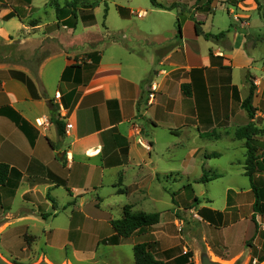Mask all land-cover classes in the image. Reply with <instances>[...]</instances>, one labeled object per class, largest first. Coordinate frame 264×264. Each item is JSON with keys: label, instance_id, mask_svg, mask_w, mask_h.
I'll return each mask as SVG.
<instances>
[{"label": "crops", "instance_id": "obj_1", "mask_svg": "<svg viewBox=\"0 0 264 264\" xmlns=\"http://www.w3.org/2000/svg\"><path fill=\"white\" fill-rule=\"evenodd\" d=\"M173 1L159 2L168 6ZM7 2L0 0V42H14L36 54L25 62L0 58V162L17 172L0 186V194H6L0 199V236L27 220L54 224L59 208L70 209L67 225L45 232L46 243L74 245L77 253L83 250L77 245L89 240L87 257L93 260L100 242L115 233L111 220L122 217L127 205L133 212L160 213L157 224L130 237L133 246L153 242L156 247L169 234L166 214L183 210L199 219L197 233H202L211 261L264 263L259 260L264 257V221L259 226L240 215L236 198L229 195L245 188L254 196L251 182L228 187L223 209L179 204L176 191L170 202L162 199L164 192H171L163 180L184 178L191 161L209 169V177H223L225 170L208 164L225 154L217 143L225 137L238 140L236 132L252 124L249 120L264 125V23L254 32L244 31L251 25L248 12L257 3L240 0L232 5L239 12H234L236 24L226 29L210 16L219 6L233 13L228 0H214L209 13L192 8L180 16L152 4L149 11L139 9L146 11L140 19L152 16L150 23L133 27L129 22L136 12L115 3L125 23L111 28L114 32L105 25L104 32L94 22L75 27L65 19L29 22L33 0ZM15 7H24V12ZM10 14L20 25H9L15 17L8 18ZM192 15L202 22L204 33L225 34L209 39L197 34ZM158 18L162 23L152 21ZM171 19H177L174 25ZM154 83L158 89L150 102ZM250 84L255 86L254 118L242 105ZM39 119L45 122L40 125ZM56 119L63 123L61 132ZM239 141L243 145L246 139ZM174 160L179 167L172 165ZM236 160L242 159L234 158L232 164ZM203 174L187 179L203 182ZM63 188L68 196L59 192ZM16 198L19 208L13 210ZM205 201L212 202L209 197ZM205 208L222 215L203 216Z\"/></svg>", "mask_w": 264, "mask_h": 264}, {"label": "rangeland", "instance_id": "obj_2", "mask_svg": "<svg viewBox=\"0 0 264 264\" xmlns=\"http://www.w3.org/2000/svg\"><path fill=\"white\" fill-rule=\"evenodd\" d=\"M159 1L166 2V0ZM260 1L262 4V10L260 11V9L255 8L248 12L251 16L249 20L251 25L247 26L244 31L254 32L256 30V25H260L261 22L264 23V0ZM184 2L187 6L186 9L190 10L194 8V6H196L195 0H184ZM228 2L231 4V6H227L229 7V9L233 10V13L229 14L226 8H222L219 6L216 14L210 16V18H214L215 25L217 27H222V29H226L230 26L231 23L236 24V21H234V16L235 13L239 12L237 11L235 6H232L233 3L236 2L235 0H228ZM14 3L15 2H11V0H8L6 4L7 6H9L10 4L14 5ZM22 3L25 5H31V2L25 3L23 1ZM32 3L33 10L27 11L31 15L28 19L29 22L43 19L44 22L50 23L53 20H57L56 11L51 6L50 0H33ZM115 3L121 5L129 11L133 10L135 12H137L139 9L148 10L152 5L150 0H99V4L97 5L98 8L78 10L77 24L82 23L84 25L86 23L88 24V22H94L104 32L105 25L110 29L122 27L125 21L121 20V17L119 16L118 11L121 7H118V5H116ZM15 8L20 9L21 7ZM17 11H19L20 13L24 12V7ZM136 14L131 15L132 20L129 22V27H133L134 25L140 23L143 25L150 23L152 16L148 18L150 16L149 15L147 17L148 19H140ZM176 20L177 19H174L173 21V19H171L173 25L176 23ZM152 21H155L154 23L158 24L162 23L161 18ZM12 23H16L17 26L20 25V21L17 16H15L14 19L10 21L9 25L12 26ZM208 28H210V26H207V29ZM211 29H213V32H216L215 29L217 28ZM111 31L114 32V30L112 29ZM260 33L264 34V29L261 30ZM34 52L35 50L32 49L19 48V45L14 42L10 43V45H5L4 42H0V58L6 57L8 61L23 60L25 62L27 58L33 56ZM258 52L261 53L260 50ZM249 122L252 123V128L248 131L251 139L250 142L258 147L257 153L259 155L264 154V125H257V122L252 120H249ZM253 132L254 134L252 135ZM239 140L241 139L239 138L238 140H236V137L235 139H232L231 137H225L222 141H219L216 148L221 149V151H224L225 154L222 155V157L214 158L210 162H208V164L211 166L225 170V174L223 177L210 180V182L208 183L189 181V179H187L188 177H190L191 180L200 177L202 173H204L203 169L205 168L204 166L202 167L201 162L191 161L190 167L187 171L184 172V178L179 176L170 178V180L168 181L163 180L164 186H167V189L171 192H164V194H162V199L164 201L170 202V198L173 196L172 193L176 191L177 193L175 198L176 202H178L179 204L187 202L188 204L195 203V208H198L199 205L203 204L205 206H210L216 209H223L227 205L226 189L228 187L237 188L238 185L241 186L250 184L249 178L245 176V162L247 158L246 142H244V144L242 145V141ZM177 152L179 153L181 151ZM243 156L244 158H242ZM234 158L242 160H236L237 162H235V164H232ZM172 162V165H174V167H179V161L174 160ZM242 167L245 170V175L242 173ZM205 171L208 174L209 169L205 168ZM212 173L214 174V172ZM188 181L191 183V186L185 187L187 186V184H189ZM255 182L258 186H264V164H261L259 166V169L255 174ZM244 190L245 188L242 189L241 193H230L229 195L233 198H236V201L238 202L237 204H239V207L237 205V209L234 208L235 211H239L240 215L246 216V218H250L252 220L251 202H253L254 196L253 194H250V192H246ZM59 192L62 194V196H68L67 191L64 188ZM11 194L13 195V193ZM4 195L6 194L1 193L0 199ZM196 197L199 198V201L194 200ZM208 197L212 200V202L205 201V199ZM12 205L13 210L19 208L18 198L14 200V204ZM164 206V204H159L158 207ZM229 210H233V207H230ZM57 212L59 213V215L55 219L54 224H52V221L46 222L43 220H40V223H34L33 221L27 220L24 222L12 224L0 236V255L5 260L14 264H37L41 262H47L50 264H135L132 244L135 239L132 238L126 239L124 243L120 245H112L100 242L97 249V256L93 260L87 257L89 255V253H87V250L92 247L89 240L81 241V244L77 245V249L80 250L79 247L83 248V250L77 251V253L74 245L73 247L71 245H66V247L64 248L47 245L45 240V232L49 231L56 225L64 227L68 222L67 214H69L70 209H67L65 211L62 208H59ZM116 217L120 218V216ZM234 217L235 215L230 216V219L232 220ZM52 218L54 219V217ZM176 219L179 220V223L175 221ZM255 219L257 223H259V226L264 221V217L261 218L260 215H256ZM166 220L168 222L167 228L169 234L166 235L164 239L159 238V243L155 247L156 255L159 258H167L169 259L171 264H176L174 258H176L182 252L191 251L193 254L192 259L194 260L195 264H205V262L210 260L208 257L207 244L205 243L203 235L201 232L197 233L198 230L196 222L199 219L193 217V215L188 216L187 211L179 210L177 212H168L166 214ZM12 221H14V219ZM77 242H79V240H77ZM215 248L217 251H219L218 249H220V246L217 244L215 245Z\"/></svg>", "mask_w": 264, "mask_h": 264}, {"label": "trees", "instance_id": "obj_3", "mask_svg": "<svg viewBox=\"0 0 264 264\" xmlns=\"http://www.w3.org/2000/svg\"><path fill=\"white\" fill-rule=\"evenodd\" d=\"M151 3L158 8L169 9V10H176L179 16L186 11H191L186 9V4L184 0H174L170 5H165L160 3L158 0H150ZM236 2L233 5H237L239 0H235ZM258 8H262V4L260 0H254ZM51 6L55 9L57 19L59 21L64 20L67 21V24L70 27H75L77 24V16L79 9H92L95 8L99 4V0H50ZM214 0H195L196 6H194V10L199 12L209 13L212 11V5ZM121 9V8H120ZM15 16L14 14H10L7 16L11 18ZM91 16V15H90ZM192 18L195 21V28L197 34H204V36L209 39L211 37L220 38L222 37L225 32H220L219 34H211V33H204L202 29V22L198 21L194 15ZM25 81L31 85V82L27 78H23ZM255 92V86L250 84V92L249 95L244 99L242 102L243 107L247 110L249 116L251 118L255 117L257 108L253 106V97ZM15 121L22 126L21 121L19 118L15 117ZM58 127L59 132L62 131L63 123L62 121L56 119L55 120ZM252 124L249 126L240 129L237 132L238 138L246 139V147H247V158L245 162L246 167V176L249 178L252 190L254 193V203H253V210L254 214L252 216V220L256 223V214H261L264 216V186H258L255 182V174L259 169L261 164H264V154H258L257 150L258 147L252 144L250 135L248 131L251 130ZM254 132L252 133V135ZM16 172V169L11 167L9 164L0 162V186L5 185L10 178V175ZM17 173V172H16ZM219 174L215 173L213 176L209 177L207 172L204 171V174L201 178V181L206 182L211 179L218 178ZM131 206L127 205L124 209V214L120 218L112 219L111 225L114 230V234L102 242L107 244H120L124 242L126 239L132 237L135 233L145 230L153 225L157 224L160 221V213H146V212H133L131 210ZM206 212L213 213L216 212L219 215H222L220 211H214L209 208H205L203 211V216H206ZM134 252V259L135 264H171L169 259L159 258L156 255L155 250V243L153 242H139L133 246ZM193 254L191 251L182 252L176 258H174L176 264H195L194 260L192 259ZM260 261L264 260V257L259 259Z\"/></svg>", "mask_w": 264, "mask_h": 264}, {"label": "built area", "instance_id": "obj_4", "mask_svg": "<svg viewBox=\"0 0 264 264\" xmlns=\"http://www.w3.org/2000/svg\"><path fill=\"white\" fill-rule=\"evenodd\" d=\"M136 13H137V16H138V17H143V16L146 15V11H145V10H139V11H137ZM151 89H152V91L149 93V99H150V102H151V101L153 100V98L155 97V92H156L157 89H158V85L155 84V83L152 84ZM44 122H45L44 119H43V120H41V119L38 120V123H39L40 125H42ZM139 141H140V143H143L142 140H139ZM185 252H186V251H185Z\"/></svg>", "mask_w": 264, "mask_h": 264}, {"label": "water", "instance_id": "obj_5", "mask_svg": "<svg viewBox=\"0 0 264 264\" xmlns=\"http://www.w3.org/2000/svg\"><path fill=\"white\" fill-rule=\"evenodd\" d=\"M0 264H14V263L7 261L2 256H0ZM37 264H50V263L41 262V263H37ZM205 264H220V263L213 262V261L209 260V261L205 262Z\"/></svg>", "mask_w": 264, "mask_h": 264}, {"label": "bare ground", "instance_id": "obj_6", "mask_svg": "<svg viewBox=\"0 0 264 264\" xmlns=\"http://www.w3.org/2000/svg\"><path fill=\"white\" fill-rule=\"evenodd\" d=\"M1 256V255H0Z\"/></svg>", "mask_w": 264, "mask_h": 264}]
</instances>
